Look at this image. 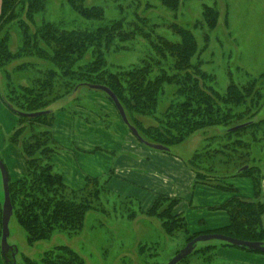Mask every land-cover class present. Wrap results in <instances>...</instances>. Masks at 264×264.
I'll return each mask as SVG.
<instances>
[{
  "label": "trees",
  "instance_id": "16d2710c",
  "mask_svg": "<svg viewBox=\"0 0 264 264\" xmlns=\"http://www.w3.org/2000/svg\"><path fill=\"white\" fill-rule=\"evenodd\" d=\"M46 1L1 0L0 10V69L7 68L15 61L30 58L49 64V68L36 69L33 75V71L28 74L25 69L35 67V62H22L16 71L24 77L28 75L29 83L13 87L10 91L15 100V105H11L10 109L17 115L50 112L33 119L19 115L18 121L19 125L27 121L39 125L41 129L21 147L26 173L9 184L13 216L17 218L30 243L49 240L55 232L79 234L88 213L97 210L96 202H99L101 193L106 189V181L89 178L83 189L70 190L64 183L63 175L56 172L51 163L58 146L53 136L55 112L49 107L57 100L74 97L84 84L102 85L113 91L130 124L144 141L151 144L171 148L197 132L216 127L225 128L220 138H233L231 143H217L215 147L208 144L188 161V166L196 174L195 184L236 193L233 186L211 180L251 177L255 196H260L264 177L262 167L255 162V158H246L254 151L256 143L251 137H237L250 129L259 128L264 122L256 121L264 102L262 88L259 87L264 84V74L245 86L232 83L221 94L206 86L205 82L213 78L203 72L200 61L194 63L198 43L192 30L174 24L171 29L179 40L172 41L157 35L155 25H148L145 18H138L128 25L122 20L111 21L95 30L66 29L53 22L36 21V16L45 10ZM82 1L68 0V3L85 20L104 19L102 8H85ZM158 1L172 11L180 5V0ZM214 13L207 9L203 14L204 22L209 23L208 20L215 17ZM212 25L209 23V26ZM11 29H16L20 36V47L16 51L10 48ZM136 38L148 42L154 55L127 69L111 71L107 56L126 50L128 44ZM87 56L90 58L88 61L85 60ZM8 75L6 73L7 78ZM170 85L174 86L173 99L158 112L161 98ZM141 118L152 119L155 125L145 126ZM242 124L247 125L237 131H230ZM19 129H15L10 137L14 145H18L22 135L23 130ZM216 139L214 137L211 141ZM218 155L225 157V164L233 161L235 170L231 175L218 177L213 174L214 167L210 162ZM177 202L179 199L160 196L145 215L162 220V227L168 236L183 231L187 235L186 245L204 234H223L264 244L263 203L232 196L220 206L230 219L228 226L190 235L185 217L173 214ZM0 220L2 222L1 210ZM223 245L232 246L226 243ZM216 248L214 244L198 249L196 246L190 256L197 252L214 251L209 255L212 257ZM141 251L144 248L141 247ZM29 264L84 262L71 248L61 246L46 253L39 262L30 261Z\"/></svg>",
  "mask_w": 264,
  "mask_h": 264
},
{
  "label": "rangeland",
  "instance_id": "374dc122",
  "mask_svg": "<svg viewBox=\"0 0 264 264\" xmlns=\"http://www.w3.org/2000/svg\"><path fill=\"white\" fill-rule=\"evenodd\" d=\"M81 4L85 8H102L104 10V19L102 21H88L73 10L68 0H47L45 10L36 16V21L38 23L41 21L53 22L66 29L95 30L100 25L111 21L122 20L128 25L138 18H145L148 21V25H155L154 28L157 35L166 37L172 41H178L179 38L173 34L171 26L176 24L180 27H185L192 30L197 39L198 53L194 59V63L200 61L203 72L213 78L205 82L206 86L213 88L221 94H224L227 87L232 83L240 87L245 86L253 79H257L264 74V0H180L179 7L173 11L171 8L163 6L158 0H83ZM207 9L215 12V17L208 20L210 24H213L212 26L204 22L205 16L203 14ZM10 40V48L12 51H16L20 47V36L16 29L10 30ZM153 55L154 53L149 43L141 38H136L128 44L126 50L108 55L107 61L110 70L116 71L127 69ZM89 59V56L85 58L87 61ZM28 61L35 62V67H26L25 70L28 74L33 71L34 75L36 74V69L49 68V64L30 58L15 61L7 68L0 69V123H2V128H0V157L5 160L2 156V151L5 150L7 144L10 142V137L15 129L20 128L23 130L22 135L19 137L18 145L15 146L24 164L25 160L21 147L26 141L31 139L33 134L41 129L39 125H32V123L27 121L21 122L19 125V115L10 109L11 105H15V100H13L14 95L10 91L13 90V87L29 83L28 75L24 77L16 71L18 65ZM6 73H9V78H7ZM259 87L262 88L261 91L264 95V84ZM173 93L174 86H167L166 92L161 98L158 112H161L166 104L173 99ZM49 108L55 112V121L58 124L61 123V125H64V123H62L63 119L59 117L60 114L61 117H64V114H66L75 117V119L76 117H83L82 119H84L87 118L85 115H89L88 113H90L92 114L91 116L89 115L90 121L98 120L97 122L103 125L106 130L103 132L104 136L107 133L115 134L118 132L117 126L122 128L123 131L130 132L108 96L101 91L90 89L87 86L79 88L74 97H65L57 100ZM260 120H264V102L256 117V121ZM141 121L148 127L155 125L152 119L141 118ZM63 127L61 126L58 132H56L57 136L61 139L64 133ZM224 133L225 128L223 127L197 132L179 145L170 146L171 148H169L170 151L168 152L158 151L149 148L143 143L141 144L148 150L167 153L171 157L179 158L191 170L188 166V161L196 152L202 151L208 144L215 147L217 143L224 144L226 141L229 143L233 141V138L227 140L221 139L220 136L223 137ZM214 137L217 139L211 141ZM246 137H251L255 141L254 143H256L254 151L246 158L247 160L255 158V162L262 167V174L264 176V122L259 128L241 133L237 138L243 139ZM97 138L105 140L100 132H98ZM62 151L58 146L57 152L53 156L61 154ZM224 160L225 157L223 155H218L216 159L210 162L214 167V175L223 177L229 176L234 172L233 161L231 160V163L228 161L225 164ZM5 163L7 164V166L5 164L6 168L8 167L11 172L9 163ZM55 171L59 172L57 169ZM85 171H87L86 168ZM239 178H242L245 182L249 183L251 181L253 183L251 177ZM231 179L233 178H218V180L212 179L213 181L211 180V182L216 181L231 185L237 192L228 193L234 196L237 195L243 200H252L264 204V179L261 182L260 196L256 197L254 191V195L251 198L240 196L238 194L239 188H237L236 183L231 181ZM100 180L106 181V189L101 193L99 202H96L98 206L97 210L88 213L85 225L79 234L68 235L66 233L55 232L49 240L30 243L17 218L12 216L9 224L10 237L8 241L11 245L16 246L18 250L16 264H29L30 261L39 262L46 253L52 252L61 246L71 248L83 259L84 264H168L175 257L176 253L185 247L187 235L183 231L168 236L162 227V220L148 217L145 215L147 212L140 211L141 204L137 201V198L129 200L123 195L109 192L108 176H102ZM10 181L13 182L15 179H11L10 177ZM68 188L75 190L69 186ZM180 202L181 200L176 203L173 214L185 217L190 235L200 233L198 231L200 229L191 227L185 216L186 214L177 211ZM3 204L4 190L0 170L1 212ZM130 216L134 217L129 218ZM203 217H206V214ZM207 219L208 226L216 222L215 220ZM219 221L221 223L222 220L219 219ZM225 222H227L226 219ZM208 244L217 246L215 254L212 257H209V255L214 251L197 252L181 264H245L243 260H237V256L233 259H236L238 262L219 257V251L222 247L244 252L242 254L259 253L247 248L225 246L223 245L224 242L221 241L201 242L197 244V249ZM141 247L144 248V251H141ZM5 261L0 253V264H5Z\"/></svg>",
  "mask_w": 264,
  "mask_h": 264
},
{
  "label": "crops",
  "instance_id": "0c3cea01",
  "mask_svg": "<svg viewBox=\"0 0 264 264\" xmlns=\"http://www.w3.org/2000/svg\"><path fill=\"white\" fill-rule=\"evenodd\" d=\"M60 115L64 125L55 121L53 136L63 151L54 155L51 163L63 175L66 186L78 191L85 187L87 179L108 176V191L123 195L129 200L137 198L143 212L149 211L156 199L164 196L181 200L177 211L186 214L191 227L200 229L199 232L229 225L230 219L220 206L234 195L211 186L195 184L196 174L179 158L146 149L132 133L123 131L119 126L118 132L104 136L103 132L106 130L103 125L98 120L90 121L89 115H85L87 118L84 119ZM0 124L2 128V123ZM61 126H64L62 139L56 133ZM98 132L105 140L97 138ZM2 156L5 158L0 157L3 163L8 162L10 165L11 172L8 167L7 171L11 179L16 180L25 174V164L15 145L9 142L2 151ZM231 181L236 183L240 196L251 198L254 195L251 181L248 183L242 178H233ZM204 214L206 217H203ZM207 218L216 222L208 226ZM219 219L222 220L221 223ZM242 253L244 252L222 247L219 257L234 262L243 260L245 264H264V253ZM235 256L237 260L233 259Z\"/></svg>",
  "mask_w": 264,
  "mask_h": 264
},
{
  "label": "water",
  "instance_id": "95a60500",
  "mask_svg": "<svg viewBox=\"0 0 264 264\" xmlns=\"http://www.w3.org/2000/svg\"><path fill=\"white\" fill-rule=\"evenodd\" d=\"M83 86H87L90 89L93 90H98L103 93H105L108 98L113 102L114 106L116 107L123 123L127 126L129 131L144 145L148 146L149 148L158 150V151H164L168 152L170 149L162 146V145H157V144H151L143 140V138L139 135L137 129L132 126L127 118V115L125 113V110L123 106L121 105L118 97L115 95L113 91H111L108 87L102 86V85H95V84H84ZM50 113L49 111H44V112H36V113H19L21 117L24 118H37L42 115ZM247 124H242L239 126H236L230 131L234 132L239 129H242L246 126ZM0 170L2 174V181H3V190H4V204H3V210H2V237H1V243H0V248L2 251V256L8 262L6 259V254L10 250H14V247L10 246L8 244V238L10 236V229H9V224L10 220L13 216L14 210H13V205L11 201V196H10V177L9 173L7 171V168L3 161L0 159ZM210 241H221L226 244H230L232 246L238 247V248H247L249 250L259 252V253H264V244L261 242H249V241H244L232 237L225 236L223 234H204L201 236H198L191 242H189L183 249H181L173 259L170 260L168 264H179L186 258H188L195 250L196 246L198 243L201 242H210ZM18 253L17 248H15V254H13V258L15 259L16 254ZM16 264V260H14V263Z\"/></svg>",
  "mask_w": 264,
  "mask_h": 264
},
{
  "label": "flooded vegetation",
  "instance_id": "af4514ba",
  "mask_svg": "<svg viewBox=\"0 0 264 264\" xmlns=\"http://www.w3.org/2000/svg\"><path fill=\"white\" fill-rule=\"evenodd\" d=\"M1 237H2V222H1ZM10 237V236H9ZM1 243V242H0ZM8 244L10 245V246H12V247H14V250H10L7 254H6V259L8 260V262H6V264H13L14 263V260H16V257H17V254H16V256H15V259L13 258V254H15V248H16V246H14V245H11L10 243H9V241H8ZM0 253H1V255H2V251H1V248H0Z\"/></svg>",
  "mask_w": 264,
  "mask_h": 264
}]
</instances>
